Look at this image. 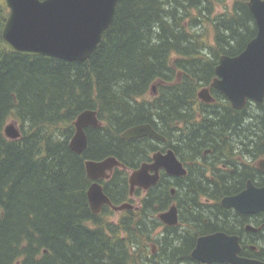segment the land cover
I'll return each instance as SVG.
<instances>
[{
    "label": "trees",
    "instance_id": "16d2710c",
    "mask_svg": "<svg viewBox=\"0 0 264 264\" xmlns=\"http://www.w3.org/2000/svg\"><path fill=\"white\" fill-rule=\"evenodd\" d=\"M248 2L120 0L101 44L82 62L7 51L2 30L9 9L0 0V264H196L191 237L230 220L216 221L218 212L204 200L219 202L251 171L217 181L204 168L194 179L189 172L177 184L178 225L189 228L155 234L167 186L161 182L114 222L109 206L92 212L85 162L115 157L125 166L100 181L121 205L130 201L129 170L158 146L148 137L124 139L130 127L151 124L168 139L173 131L183 159L226 143L264 155V102L251 111L212 107L202 120L197 116L206 108L198 94L212 84L220 57L239 55L257 35ZM86 110L97 111L100 125L86 129L88 147L77 154L70 142ZM10 121L19 139L5 136Z\"/></svg>",
    "mask_w": 264,
    "mask_h": 264
},
{
    "label": "water",
    "instance_id": "95a60500",
    "mask_svg": "<svg viewBox=\"0 0 264 264\" xmlns=\"http://www.w3.org/2000/svg\"><path fill=\"white\" fill-rule=\"evenodd\" d=\"M9 9L2 30L3 47L13 54L47 56L65 61L89 60L113 24L120 0H5ZM248 7L257 25V35L245 50L237 56L223 55L215 68L216 78L212 87L221 92L232 106L241 110L248 100L264 102V0H249ZM199 98L212 101L208 88L199 92ZM99 124L97 112L86 110L75 122L76 132L70 148L83 154L88 147L86 129ZM5 136L10 140L19 139L21 132L16 123L5 127ZM152 137L164 140L151 124H140L127 129L124 139ZM88 178L93 181L88 190V200L94 213L104 205L114 210L131 208V204L114 206L104 193L100 181L108 179L116 167H121L115 157L85 162ZM264 169V160L261 161ZM170 175L184 176L187 170L172 151L157 152L153 163H143L129 177L131 193L136 187L145 190L160 180V169ZM223 207L233 208L241 213L264 211V187L258 188L249 181L247 188L235 196L222 199ZM160 220L168 225L178 223L177 207L160 214ZM240 246L237 237L215 233L199 238L192 257L204 264L230 262L233 264H264L262 261L238 257Z\"/></svg>",
    "mask_w": 264,
    "mask_h": 264
},
{
    "label": "flooded vegetation",
    "instance_id": "af4514ba",
    "mask_svg": "<svg viewBox=\"0 0 264 264\" xmlns=\"http://www.w3.org/2000/svg\"><path fill=\"white\" fill-rule=\"evenodd\" d=\"M210 92L212 95V101L211 102H205L202 100H199L200 108L202 106H205L206 108H202L201 111H198V120H202L205 112L208 113L207 108H212V107H217L218 110L224 109L229 107L233 111H246L247 106H253L255 103L254 102H247L245 107L241 110L235 109L231 102L227 99L225 95H223L221 92L215 90L214 88L210 87ZM215 91L219 92L218 94L215 93ZM258 104V103H257ZM226 111V110H225ZM221 112V110H220ZM246 117H243V121ZM154 128V127H153ZM180 129H185V127H179ZM157 133H159L156 129H154ZM160 134V133H159ZM161 135V134H160ZM163 136V135H161ZM170 139L168 137H164V140H158L152 137L153 142H155L158 146L156 147H151L148 150L147 157L145 158L144 161L141 162V164L134 169L129 170V174L133 171L138 170L143 163H153V155L157 152H161L163 154H166L168 151H172L175 154V157L182 163L184 168L187 170V174L184 176H178V175H170L167 173V171L162 168L159 171L160 174V180L158 183L151 187L148 190H145L143 188H138L136 187L131 193V188L129 192V197L130 201L123 203L121 205H116V206H122L124 204H131V208H126L121 211H115L117 213H122L125 210H137L141 204V200L143 197L148 195L150 191H153L155 187H157L161 182L164 183V187L167 186L168 190V195H167V201H164L161 205L162 211L157 215V218L159 219V222L161 223V227L159 228L155 234L162 233L164 230H167L166 228H175L176 232L183 233L186 228H189L185 226H171L168 225L164 222H162L159 218L160 214L165 213L170 210L171 207L176 206L178 215L180 216V197L177 195V184L179 180L181 181L185 177L189 175V172L192 173V178L194 179V176L198 173V169L204 168L206 170L205 176L209 177L210 180H215L216 179H222L220 176H228V175H234L233 173L236 171V177L237 179H241L243 174H246V172L251 171L252 175L248 178H246L245 183L243 185H240L238 188H236V191L225 195L226 196H235L244 191L247 188V184L249 181H251L254 186L258 188L264 187L263 183H259L261 181L264 182V169L261 166V161L264 160V155L260 152L257 153L256 156L255 154L251 153L248 151L247 147L239 146L240 143H232L230 146L229 143L220 145V150H216L215 152L213 149H205L200 156H195V155H189L187 158H182L181 153L184 150L182 146H179V150L176 151L174 145H179L175 144L174 142L176 140H179L177 136L173 139L174 137V132H170ZM144 138V137H143ZM141 139V138H139ZM173 139V140H172ZM171 144L169 143V141ZM182 141V140H181ZM153 149H156V151L153 152ZM153 152V153H152ZM124 166V165H123ZM118 168V167H117ZM110 174V177L107 179H111L113 176L115 170ZM120 169H125V166L123 168L119 167ZM227 174V175H226ZM218 177V178H217ZM236 179V180H237ZM234 180V179H233ZM161 183V184H162ZM104 187V186H103ZM130 187V184H129ZM159 192V191H156ZM105 193V191H104ZM106 194V193H105ZM107 195V194H106ZM108 196V195H107ZM160 196V195H159ZM109 197V196H108ZM162 197V194L161 196ZM222 197V199L224 198ZM160 199V198H159ZM222 199H220L219 202L214 201L212 199H205L203 204H207V208H212L215 209L218 213L214 215L215 220L220 222L223 220H226L227 225L220 227L218 226L216 230L213 231H208L200 234H196V236H192L190 241H191V247L193 246V249H191V257L194 249L196 248L197 242L201 236L205 235H211L215 233H224L229 237H237L238 238V244L240 246V251L238 252V257L240 258H246V259H251V260H258L264 262V211L259 210L254 213H241L238 212L237 210L233 208H225L221 204ZM107 205H104L102 207V210L104 207ZM110 207V206H109ZM114 212V213H115ZM218 219V220H217ZM192 259L196 262V264H204L201 263L200 261H197L192 257ZM212 264H233L230 262H222V263H212Z\"/></svg>",
    "mask_w": 264,
    "mask_h": 264
},
{
    "label": "rangeland",
    "instance_id": "374dc122",
    "mask_svg": "<svg viewBox=\"0 0 264 264\" xmlns=\"http://www.w3.org/2000/svg\"><path fill=\"white\" fill-rule=\"evenodd\" d=\"M218 10L220 11L221 8L219 7ZM249 110L251 111V106L249 105ZM11 123H14L13 121H10L7 125L11 124ZM6 125V126H7ZM19 127V126H18ZM115 212V211H114ZM121 216V213H117L115 212L112 216H110L109 218H107L108 220H111V221H118L119 217Z\"/></svg>",
    "mask_w": 264,
    "mask_h": 264
},
{
    "label": "bare ground",
    "instance_id": "6f19581e",
    "mask_svg": "<svg viewBox=\"0 0 264 264\" xmlns=\"http://www.w3.org/2000/svg\"><path fill=\"white\" fill-rule=\"evenodd\" d=\"M16 124H17V123H16ZM17 126H18V125H17ZM18 128H19V127H18ZM4 132H5V131H4ZM178 224H179V215H178V223H177V225H178ZM177 225H176V226H177ZM152 229H153V228H152ZM165 233H166V232H165ZM167 234H168V233H167ZM205 236H208V235H205ZM201 237H204V236H201ZM201 237H200V238H201Z\"/></svg>",
    "mask_w": 264,
    "mask_h": 264
}]
</instances>
